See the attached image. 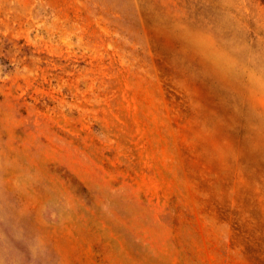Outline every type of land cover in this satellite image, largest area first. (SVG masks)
I'll return each mask as SVG.
<instances>
[{
	"label": "rangeland",
	"instance_id": "374dc122",
	"mask_svg": "<svg viewBox=\"0 0 264 264\" xmlns=\"http://www.w3.org/2000/svg\"><path fill=\"white\" fill-rule=\"evenodd\" d=\"M0 264H264V0H0Z\"/></svg>",
	"mask_w": 264,
	"mask_h": 264
}]
</instances>
